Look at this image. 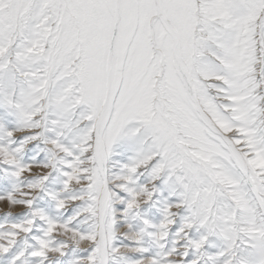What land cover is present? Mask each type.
<instances>
[{"label":"snow or ice","instance_id":"6c2138e0","mask_svg":"<svg viewBox=\"0 0 264 264\" xmlns=\"http://www.w3.org/2000/svg\"><path fill=\"white\" fill-rule=\"evenodd\" d=\"M0 264H264V0H0Z\"/></svg>","mask_w":264,"mask_h":264}]
</instances>
